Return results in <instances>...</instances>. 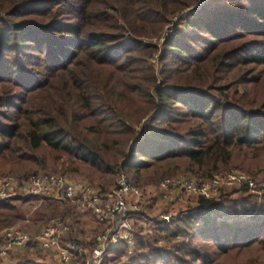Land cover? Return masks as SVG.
I'll return each instance as SVG.
<instances>
[{
  "label": "trees",
  "instance_id": "trees-1",
  "mask_svg": "<svg viewBox=\"0 0 264 264\" xmlns=\"http://www.w3.org/2000/svg\"><path fill=\"white\" fill-rule=\"evenodd\" d=\"M196 2L0 0V173L39 174L28 172L47 151L56 162L62 155L64 165L86 166L102 191L120 172L132 180V172L150 196L142 205L150 215L152 185L137 180L158 179L174 161L201 177L232 164L264 171L251 168L264 161V0H211L191 10ZM165 26L157 83L148 60L156 48L142 40ZM148 116L147 133H136ZM244 202L226 195L195 207L168 203L161 209L187 214L136 232L133 256L125 258L120 244L104 264L264 263V219L216 222ZM42 203L28 228L57 215L80 222L73 206ZM0 221L23 220L13 204L0 202Z\"/></svg>",
  "mask_w": 264,
  "mask_h": 264
},
{
  "label": "built area",
  "instance_id": "built-area-1",
  "mask_svg": "<svg viewBox=\"0 0 264 264\" xmlns=\"http://www.w3.org/2000/svg\"><path fill=\"white\" fill-rule=\"evenodd\" d=\"M209 2L211 0H197L191 10ZM157 189L152 207L157 211L153 217H148L142 212V205L150 198L148 193L122 172L117 174L113 185L105 191L86 180L63 174L39 173L25 179H18L14 175L2 176L0 202L15 204L35 199L73 206L77 214L92 217L95 234L86 240L85 245L75 241L70 236L72 219L67 215L54 216L39 228L1 225L0 264H9L12 258L21 255L36 261L43 257L53 258L57 264H104L108 251L120 244L126 247L125 258L132 257L136 232L149 233L153 227L165 225L187 214L179 210L163 211L161 208L168 203L195 207L200 206L199 201L217 200L230 193L242 194L245 202L219 214L216 222L235 224L264 219V171L249 174L232 168L205 180L168 177L160 181ZM196 211L193 209L189 213ZM201 219L202 215L195 218V227L202 225Z\"/></svg>",
  "mask_w": 264,
  "mask_h": 264
},
{
  "label": "rangeland",
  "instance_id": "rangeland-1",
  "mask_svg": "<svg viewBox=\"0 0 264 264\" xmlns=\"http://www.w3.org/2000/svg\"><path fill=\"white\" fill-rule=\"evenodd\" d=\"M174 21H176V20H174ZM185 26H186L185 23L180 22L179 27H181L183 29ZM166 29H167V26H165L162 29V31H160L155 37H150V38L142 40L145 44L154 45V47L156 48L155 52L152 54L151 57H149L148 60H149V64L152 65V67L155 71L157 83H161L162 71L165 68V63L160 60V55L162 54L161 53L162 43H163L162 38L165 37L169 33V30L166 31ZM236 86H238L237 89L239 90V92L243 91V88L240 85H236ZM149 116L147 118L143 119L139 124L135 125L136 133L139 134L142 131H146V133H147L146 126L149 123V119H148ZM35 156H36V158L34 161L39 166L31 165L30 166L31 170L28 173H30V172H37V173L47 172V173H54V174H63V175H67V176L73 177V178L78 179V180H86L88 182H91L90 172H89L88 168L79 162H74V164L71 166H69V164L64 165L66 163V161L68 160L65 156L59 155L60 160H59V162L58 161L56 162L55 161L56 155L54 153L49 152V151L44 152L43 155H41L39 153V154H36ZM41 157L45 159L43 164H42ZM45 163H46V165L44 166ZM57 163H59V164L57 165ZM261 167H264V161L259 160V161L251 163L252 170L258 169ZM75 168H76V170H75ZM232 168H238V166H236L235 164H232L228 168L222 169L221 172L227 171V170L232 169ZM162 172L164 174H162L156 180L151 178V177H148V176L145 177L144 175H141V179L137 180V182L140 184H150L152 186H155V187L151 186L150 189H148V191H150V194L154 198L157 197V194H158V189H157L158 185L157 184H159L160 181L164 178L185 177V178H191V179L196 178V179H200V180H205V179L210 178V177H201L200 174L193 173L190 165L187 162H185L184 160L174 161V164L172 166L166 168ZM15 174H16V171H13V172L9 171L8 172V170H7L4 173L1 172L0 177L5 176V175H15ZM128 175L132 178L133 181H135L134 175L132 172L129 173ZM116 176H115V178H116ZM115 178H114L113 182L111 183V186L114 183ZM228 196L230 199H233V200L244 197L241 194H233V193H230ZM41 204H43V203L39 202L38 200H34V199H31L30 201H27L25 203L19 202V203L13 204L14 207L17 208L18 214L22 218L23 221L22 222H15V223H6L3 221H0V226L1 225H13V226H17V227H27V222H30L33 220L32 217L34 216L36 209ZM173 205H174L173 207H178V205H175V204H173ZM188 206L193 207L190 205H188ZM183 207H185V205ZM175 210H177V209H175ZM182 210H183V208H182ZM156 211L157 210H154V208L151 209L150 215L153 217ZM172 211H174V210L172 209ZM144 215H146V214H144ZM150 215H146V216L149 217ZM259 264H264V263H259Z\"/></svg>",
  "mask_w": 264,
  "mask_h": 264
},
{
  "label": "crops",
  "instance_id": "crops-1",
  "mask_svg": "<svg viewBox=\"0 0 264 264\" xmlns=\"http://www.w3.org/2000/svg\"><path fill=\"white\" fill-rule=\"evenodd\" d=\"M78 218L80 219V222L78 224H75L74 221L72 220V230H71V234L70 236L75 239V240H79L81 243H84L82 245L86 244V240L90 237L93 236V234H95V230L93 228L92 225V217L91 216H87V215H79ZM91 226V227H90ZM41 227V225L36 226V228ZM20 257V256H19ZM12 258L10 260L9 264H21L22 263V259L21 258ZM29 261L34 262V263H43L45 260H51L53 263L57 264L56 261L53 258H49V257H43L41 260L36 261L34 259H32L31 257H26Z\"/></svg>",
  "mask_w": 264,
  "mask_h": 264
}]
</instances>
